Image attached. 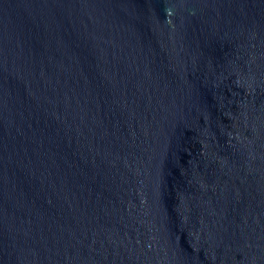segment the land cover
<instances>
[{"label":"water","instance_id":"obj_1","mask_svg":"<svg viewBox=\"0 0 264 264\" xmlns=\"http://www.w3.org/2000/svg\"><path fill=\"white\" fill-rule=\"evenodd\" d=\"M0 264H264V0H0Z\"/></svg>","mask_w":264,"mask_h":264}]
</instances>
